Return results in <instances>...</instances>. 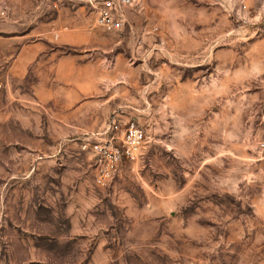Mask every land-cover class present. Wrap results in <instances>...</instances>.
<instances>
[{"label": "rangeland", "instance_id": "obj_1", "mask_svg": "<svg viewBox=\"0 0 264 264\" xmlns=\"http://www.w3.org/2000/svg\"><path fill=\"white\" fill-rule=\"evenodd\" d=\"M2 6L0 264H264V0H141L123 31L72 0ZM54 27L92 34L47 51L95 62L101 90L54 98L46 57L9 73ZM113 113L145 140L98 187L82 143Z\"/></svg>", "mask_w": 264, "mask_h": 264}, {"label": "built area", "instance_id": "obj_2", "mask_svg": "<svg viewBox=\"0 0 264 264\" xmlns=\"http://www.w3.org/2000/svg\"><path fill=\"white\" fill-rule=\"evenodd\" d=\"M79 8L93 16V26L104 31L132 29V15L136 13L141 0H72ZM6 7L0 9L4 16ZM158 31L157 26L152 27ZM145 140V130L133 119H124L113 113L97 131L89 134L82 149L92 157L93 182L98 187L107 186L121 162L134 158Z\"/></svg>", "mask_w": 264, "mask_h": 264}, {"label": "crops", "instance_id": "obj_3", "mask_svg": "<svg viewBox=\"0 0 264 264\" xmlns=\"http://www.w3.org/2000/svg\"><path fill=\"white\" fill-rule=\"evenodd\" d=\"M48 42L54 43L56 46L75 48L90 44L92 34L87 30L62 31L54 27L52 32L48 33L47 39L22 42L11 58L9 73L15 77H21L32 64H37L42 57H46L47 61L53 59L50 62L53 72L52 79L54 85L57 86V90L51 91L54 98L62 88L70 101L82 97L88 92L101 90V85L105 82L106 76L99 71L95 62L79 61V54L77 53L56 54L58 50L47 51Z\"/></svg>", "mask_w": 264, "mask_h": 264}]
</instances>
